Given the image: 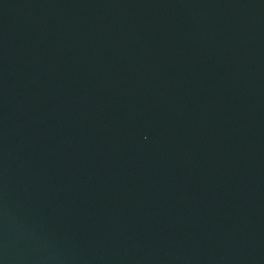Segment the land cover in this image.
<instances>
[{"label": "water", "instance_id": "obj_1", "mask_svg": "<svg viewBox=\"0 0 264 264\" xmlns=\"http://www.w3.org/2000/svg\"><path fill=\"white\" fill-rule=\"evenodd\" d=\"M0 264H264V0H0Z\"/></svg>", "mask_w": 264, "mask_h": 264}]
</instances>
